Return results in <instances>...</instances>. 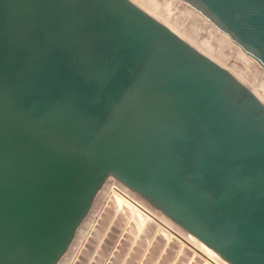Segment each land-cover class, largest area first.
Returning a JSON list of instances; mask_svg holds the SVG:
<instances>
[{
  "label": "water",
  "instance_id": "1",
  "mask_svg": "<svg viewBox=\"0 0 264 264\" xmlns=\"http://www.w3.org/2000/svg\"><path fill=\"white\" fill-rule=\"evenodd\" d=\"M264 68V0H184ZM112 175L230 264H264V102L133 0H0V264H55Z\"/></svg>",
  "mask_w": 264,
  "mask_h": 264
},
{
  "label": "rangeland",
  "instance_id": "2",
  "mask_svg": "<svg viewBox=\"0 0 264 264\" xmlns=\"http://www.w3.org/2000/svg\"><path fill=\"white\" fill-rule=\"evenodd\" d=\"M133 1L230 69L264 102V68L200 12L184 0ZM113 179L107 176L97 190L55 264H230L205 251L138 193L148 207L124 186L131 196L119 194Z\"/></svg>",
  "mask_w": 264,
  "mask_h": 264
},
{
  "label": "bare ground",
  "instance_id": "3",
  "mask_svg": "<svg viewBox=\"0 0 264 264\" xmlns=\"http://www.w3.org/2000/svg\"><path fill=\"white\" fill-rule=\"evenodd\" d=\"M188 8V7H187ZM114 181H112V182H116V184H111V186H113V187H115L118 191H119V194H122L123 196H125V197H127L128 195L127 194H129L128 192H126V191H124L123 190V186L130 192V191H132L133 193H135V194H137L135 191H133V190H131V189H129L128 187H126L123 183H121L118 179H113ZM118 193V192H117ZM130 195V194H129ZM131 196V195H130ZM137 196L140 198V199H142L143 200V203H144V205L145 206H149L150 204H147V201H145L143 198H141L138 194H137ZM129 197V196H128ZM123 201V200H122ZM135 205V204H134ZM137 206V205H136ZM151 208V207H150ZM157 210V209H156ZM159 211V210H158ZM158 213H160L161 214V211L160 212H158ZM163 214V213H162ZM161 214V215H162ZM164 215V214H163ZM162 215V216H163ZM164 216H166V215H164ZM167 217V216H166ZM168 218V217H167ZM169 219V218H168ZM171 220V219H170ZM188 233V235H190V236H192V237H194L195 239H197L200 243H202L204 246H206L208 249H210V250H212V252L217 256V257H220L219 255H218V253L216 252V251H214L211 247H209L208 245H206L205 243H203L201 240H199L197 237H195L193 234H191V233H189V232H187Z\"/></svg>",
  "mask_w": 264,
  "mask_h": 264
},
{
  "label": "crops",
  "instance_id": "4",
  "mask_svg": "<svg viewBox=\"0 0 264 264\" xmlns=\"http://www.w3.org/2000/svg\"><path fill=\"white\" fill-rule=\"evenodd\" d=\"M129 201V200H128ZM157 213V212H156ZM158 214V213H157ZM164 220H167L166 218H163ZM169 221V220H167ZM171 223V222H170ZM187 237H189L190 239L194 240L195 242H197L200 247H202L205 251H207L209 254H212L215 256V254L212 252V250L208 249L206 246H204L202 243H200L197 239H195L194 237L187 235ZM216 257V256H215Z\"/></svg>",
  "mask_w": 264,
  "mask_h": 264
},
{
  "label": "built area",
  "instance_id": "5",
  "mask_svg": "<svg viewBox=\"0 0 264 264\" xmlns=\"http://www.w3.org/2000/svg\"><path fill=\"white\" fill-rule=\"evenodd\" d=\"M112 181H114V180H112ZM111 184H113V185H114V184H116V182H112Z\"/></svg>",
  "mask_w": 264,
  "mask_h": 264
}]
</instances>
